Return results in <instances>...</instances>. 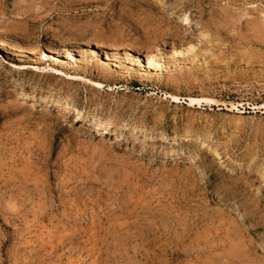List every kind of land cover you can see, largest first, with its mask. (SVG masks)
I'll return each instance as SVG.
<instances>
[{
    "label": "rangeland",
    "instance_id": "1",
    "mask_svg": "<svg viewBox=\"0 0 264 264\" xmlns=\"http://www.w3.org/2000/svg\"><path fill=\"white\" fill-rule=\"evenodd\" d=\"M0 264H264V0H0Z\"/></svg>",
    "mask_w": 264,
    "mask_h": 264
},
{
    "label": "bare ground",
    "instance_id": "2",
    "mask_svg": "<svg viewBox=\"0 0 264 264\" xmlns=\"http://www.w3.org/2000/svg\"><path fill=\"white\" fill-rule=\"evenodd\" d=\"M78 113L77 114H80V112L79 111H77ZM209 134V133H208ZM242 260V259H241ZM245 261V260H244ZM250 263V262H249Z\"/></svg>",
    "mask_w": 264,
    "mask_h": 264
}]
</instances>
